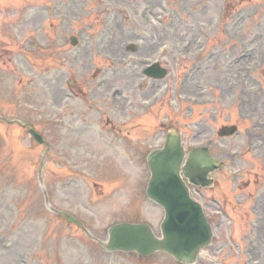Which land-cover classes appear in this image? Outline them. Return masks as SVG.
<instances>
[{
    "label": "rangeland",
    "instance_id": "374dc122",
    "mask_svg": "<svg viewBox=\"0 0 264 264\" xmlns=\"http://www.w3.org/2000/svg\"><path fill=\"white\" fill-rule=\"evenodd\" d=\"M72 35L78 46L70 43ZM132 42L146 51L133 55L127 51ZM152 44L156 48L149 49ZM212 46L219 50V79L206 88L210 71L200 82L186 69L197 49ZM247 50L255 59L238 61L241 70L232 68L231 81L225 60ZM89 53L94 56L83 55ZM164 54L168 82L139 76V57ZM256 65L259 73L249 71L248 78L244 71ZM135 70L137 84L145 81L137 102L131 98ZM247 78L246 87L258 89L257 95L249 89L250 111L239 102ZM115 88L125 95L118 99L138 111L158 93L152 114L138 118L142 129L131 128V113L127 126L114 113ZM70 91L79 95L74 99ZM81 99L93 101L92 109L85 111ZM258 104L264 111V0H0V116L33 123L51 144L46 154L29 127L0 119V264H135L132 257L98 251L97 243L48 209L44 191L54 207L86 221L100 239L123 218L149 221L160 234L163 211L143 197L147 155L163 146L170 127L182 132L187 149L214 138L216 155L225 161L216 186L203 198L193 193L205 202L216 232L197 264H264V125L260 152L248 150ZM86 117L98 125L85 129ZM206 120L216 122L213 133L196 137L197 124ZM227 122L238 124L239 132L221 138L217 131ZM92 180H107L114 191L96 196ZM144 264L178 263L158 254Z\"/></svg>",
    "mask_w": 264,
    "mask_h": 264
},
{
    "label": "water",
    "instance_id": "95a60500",
    "mask_svg": "<svg viewBox=\"0 0 264 264\" xmlns=\"http://www.w3.org/2000/svg\"><path fill=\"white\" fill-rule=\"evenodd\" d=\"M152 156L150 160L153 170L151 183L153 185V182H157L156 193L163 197L166 210V219L162 224L164 238H156L150 226L147 225L121 224L112 227L109 245L112 248L138 250L143 254H149L156 249H164L179 260L191 259L196 256L199 248L209 241L211 232L200 207L188 197L184 183L177 175L183 149L177 137L175 139L170 137L166 149L155 152ZM195 157L196 151L192 150L188 166L184 168L191 180H195L194 177L198 175L193 174L198 167ZM209 163L217 165L212 158L209 159ZM166 172H169V175ZM170 173L174 175L170 176ZM177 182L181 186L176 184ZM158 200H160L159 197ZM67 216L70 220L76 221L72 216L68 214Z\"/></svg>",
    "mask_w": 264,
    "mask_h": 264
}]
</instances>
